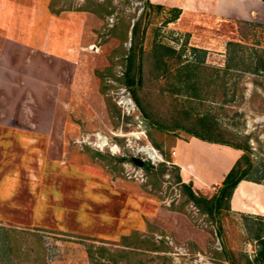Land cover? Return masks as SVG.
<instances>
[{
  "label": "rangeland",
  "instance_id": "374dc122",
  "mask_svg": "<svg viewBox=\"0 0 264 264\" xmlns=\"http://www.w3.org/2000/svg\"><path fill=\"white\" fill-rule=\"evenodd\" d=\"M142 5L0 0V264H245L257 251L264 217L228 209L215 219L184 202L173 166L151 146L167 153L169 141L189 131H158L135 106L125 114L116 104L130 89L123 82L126 25ZM156 16L136 92L148 118L228 142L246 138L254 163L248 176L263 181L264 77L227 74L222 105L226 42L207 38L208 48L192 47L162 23L166 14ZM229 29L233 41L264 45L261 27L246 37L221 28ZM32 43H42L44 56L29 51ZM155 44L176 52L165 58L167 74L151 57ZM176 61L217 69L214 81L207 87L198 77L192 92L191 80L174 72Z\"/></svg>",
  "mask_w": 264,
  "mask_h": 264
},
{
  "label": "trees",
  "instance_id": "16d2710c",
  "mask_svg": "<svg viewBox=\"0 0 264 264\" xmlns=\"http://www.w3.org/2000/svg\"><path fill=\"white\" fill-rule=\"evenodd\" d=\"M264 1V0H263ZM142 10L140 11V16L136 18L135 20H132L131 22L127 23L126 25V31H129V46L126 50L124 61L126 63L124 75H123V82L124 84L130 88L128 91L130 93V98L135 104L136 108L139 109L141 117L144 119H148L150 124L153 125V127L162 132H172L173 130L181 129L184 131L189 132H195L196 129L191 126L190 129H187L186 127L182 126H171L167 127L163 124L152 120L148 118V115L146 114V111L142 108L140 101L137 97V89L140 87L142 82V65L143 60L145 57L144 52V39L145 35L147 34V28L157 20V16L160 13L166 14V17L163 18L162 23H168L174 21L179 14L178 8H171L168 10L163 9L162 5L159 4H153L149 0H142ZM155 10V12L153 11ZM92 11V10H91ZM237 31L238 34L241 36H247L248 34L246 31L250 29L251 27H261L262 30H264V26L256 23H248L245 21H237ZM248 27V28H247ZM246 30V31H245ZM244 39V38H243ZM185 42V41H184ZM183 42V43H184ZM258 43L251 44V47H247L244 42L241 40L233 41L228 40L225 43V54H224V64L221 69V79L218 83L219 87L222 89L223 93V99L220 101V103L223 105L225 104L228 99H226L224 96L226 95L227 91V85L225 76L231 72L237 73L238 75L243 74H249L252 76H263L264 77V45L257 47ZM151 51V57L154 58L157 61L156 67L161 68V72L165 74L168 69H166V63L165 58L169 57L168 53H176L172 48H169L164 45L155 44L154 46L150 47ZM182 50L178 51L176 56H179V53ZM179 62V61H178ZM176 61V64L174 66V72L176 73L177 77L180 78L181 75H184L186 86L190 87L192 92H195L198 89L199 82L197 80L198 77H203L204 83L201 85L204 86V84L207 86H210L212 82L214 81L213 76L216 75L217 69H214L209 66H203L201 69L198 68V66L192 62H179ZM172 72V69H170ZM167 74V73H166ZM194 78V79H193ZM198 82V84H197ZM181 84L182 82L179 81ZM254 83V82H253ZM257 83V82H255ZM260 83V82H258ZM197 84V85H196ZM207 86V87H208ZM202 87V86H200ZM189 98L194 97L196 99L200 98L198 97L196 93H191L187 95ZM198 126L201 127V129H208L209 126L207 123L204 122V118L198 119ZM195 135H200L196 134ZM202 140L218 143L222 145L229 146L231 148L237 149L240 151L239 156L235 159L229 170L226 172V174L223 176L220 183L215 187V191L212 192V194L209 197L195 194L190 184H185L181 182V179L178 175V167L171 163L170 160V154L169 152L165 153L160 149L159 145H156L151 141V146L155 149H157L161 155L164 157V160L166 162L171 163L173 166L175 173H174V183L178 185L179 187V194L183 197L184 202H191L193 205H195L197 208L201 209L203 213H206L209 216H214V218H218L219 214L223 210L229 209V198L231 196V193L235 187V185L240 180H249L257 183L264 184V180L262 181L259 178H252L248 176V173L252 171L254 167L253 159H252V149L247 141L246 138L239 142H228L221 139H215L211 138L210 136H197ZM148 169V168H147ZM4 235L7 236L5 233ZM259 247L257 251L255 252L253 258L251 261H245V264H264V238H261L260 235H256L255 237ZM147 244H149V250L154 247L155 242H149L148 240H145ZM125 245V244H123ZM103 249V248H101ZM127 249L123 248L121 252H126ZM92 255L90 254V257ZM39 258V257H38ZM228 258V257H227ZM42 262L43 258L41 257ZM231 264H235L230 262Z\"/></svg>",
  "mask_w": 264,
  "mask_h": 264
},
{
  "label": "crops",
  "instance_id": "0c3cea01",
  "mask_svg": "<svg viewBox=\"0 0 264 264\" xmlns=\"http://www.w3.org/2000/svg\"><path fill=\"white\" fill-rule=\"evenodd\" d=\"M149 1L153 4L162 5L165 10L178 8V17L172 22L165 23L166 27L184 34L185 42L187 40L192 47L200 49L208 48V39L215 42L220 41L222 45L228 40H233L230 37L231 29L228 32H223L221 30L223 25L234 26V33L237 31V21L264 26L263 0ZM41 33L43 35V32ZM232 35L234 36L233 33ZM33 44L36 43L31 44L32 47L30 46L29 51H33L36 47L35 53L44 56L42 43L36 44L34 47ZM223 46L215 47L222 48ZM65 53L71 55L69 52H64L63 57ZM74 53L76 55L79 51ZM41 81L42 78H40ZM195 133L188 132L185 136L175 135L169 141L170 160L178 167L181 182L190 184L195 194L209 197L213 192L210 190L215 189L220 183L239 156L240 151L226 145L202 140L197 137L201 135H195ZM228 203L231 212L264 217V184L240 180L235 185Z\"/></svg>",
  "mask_w": 264,
  "mask_h": 264
},
{
  "label": "built area",
  "instance_id": "2783aa9c",
  "mask_svg": "<svg viewBox=\"0 0 264 264\" xmlns=\"http://www.w3.org/2000/svg\"><path fill=\"white\" fill-rule=\"evenodd\" d=\"M137 2V1H136ZM139 3V2H138ZM121 93L126 92L127 96L126 97H120L119 99H117L116 104L119 105L122 109V111L125 114L131 113L132 111H134V106L135 104L133 103V101L130 98V93L127 89L123 88L121 91ZM136 107V106H135ZM98 140H101L100 137H96Z\"/></svg>",
  "mask_w": 264,
  "mask_h": 264
},
{
  "label": "water",
  "instance_id": "95a60500",
  "mask_svg": "<svg viewBox=\"0 0 264 264\" xmlns=\"http://www.w3.org/2000/svg\"><path fill=\"white\" fill-rule=\"evenodd\" d=\"M133 161H134V163H135L136 165H138V166H140L141 163H142V161L139 160V159H133Z\"/></svg>",
  "mask_w": 264,
  "mask_h": 264
},
{
  "label": "bare ground",
  "instance_id": "6f19581e",
  "mask_svg": "<svg viewBox=\"0 0 264 264\" xmlns=\"http://www.w3.org/2000/svg\"><path fill=\"white\" fill-rule=\"evenodd\" d=\"M147 152H149L150 153V151L152 152L154 149H152V148H146L145 149ZM155 151V150H154ZM155 153H157L156 151H155ZM150 156V155H149Z\"/></svg>",
  "mask_w": 264,
  "mask_h": 264
}]
</instances>
